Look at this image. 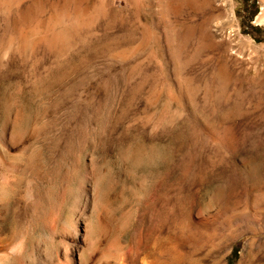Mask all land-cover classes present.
Returning a JSON list of instances; mask_svg holds the SVG:
<instances>
[{
  "label": "rangeland",
  "instance_id": "374dc122",
  "mask_svg": "<svg viewBox=\"0 0 264 264\" xmlns=\"http://www.w3.org/2000/svg\"><path fill=\"white\" fill-rule=\"evenodd\" d=\"M156 260L264 264V0H0V264Z\"/></svg>",
  "mask_w": 264,
  "mask_h": 264
},
{
  "label": "bare ground",
  "instance_id": "6f19581e",
  "mask_svg": "<svg viewBox=\"0 0 264 264\" xmlns=\"http://www.w3.org/2000/svg\"><path fill=\"white\" fill-rule=\"evenodd\" d=\"M4 254V253H3ZM9 254V253H8ZM8 254H6L5 256H4V258L6 259H8V257H9V255ZM11 254V253H10ZM176 255V254H175ZM3 256V255H2ZM12 256V255H11ZM32 256H34V255H32ZM137 256H138V254H137ZM177 256V255H176ZM125 257V256H124ZM134 257V256H133ZM145 257H147V256H145ZM80 258V257H79ZM138 258H139V256H138ZM144 258V257H143ZM169 258V257H168ZM34 259V258H33ZM68 259V258H67ZM127 260H128V258H126ZM154 259V258H153ZM160 259V258H159ZM80 260V259H79ZM139 260V259H138ZM81 261V260H80ZM125 262V261H124ZM123 262V263H124ZM139 262V261H138ZM130 263V262H129ZM3 264V263H2ZM127 264V263H126ZM142 264H166L165 262H161V261H158V260H156V261H143L142 262Z\"/></svg>",
  "mask_w": 264,
  "mask_h": 264
},
{
  "label": "trees",
  "instance_id": "16d2710c",
  "mask_svg": "<svg viewBox=\"0 0 264 264\" xmlns=\"http://www.w3.org/2000/svg\"><path fill=\"white\" fill-rule=\"evenodd\" d=\"M235 257H236V254H235Z\"/></svg>",
  "mask_w": 264,
  "mask_h": 264
}]
</instances>
